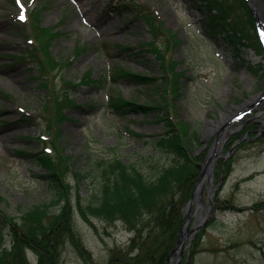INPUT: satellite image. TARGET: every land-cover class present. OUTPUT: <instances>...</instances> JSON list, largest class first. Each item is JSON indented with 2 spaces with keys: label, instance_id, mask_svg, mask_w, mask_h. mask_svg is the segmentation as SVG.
Masks as SVG:
<instances>
[{
  "label": "rangeland",
  "instance_id": "374dc122",
  "mask_svg": "<svg viewBox=\"0 0 264 264\" xmlns=\"http://www.w3.org/2000/svg\"><path fill=\"white\" fill-rule=\"evenodd\" d=\"M128 1L114 0L119 13L104 10L108 0H0V196L4 197L0 208L18 218L26 208L53 197L55 189L43 177L46 168L38 161L52 144L47 140L44 145L40 135L48 134L46 107L56 92L73 83L70 95L80 106L66 109L69 118L60 127L63 150L70 158L65 179L72 185L74 204L78 191L83 203L94 199L100 159L119 157L150 176L157 169L153 165L172 161V155L154 144L155 135L165 129L160 115L168 109L176 127L183 120L201 133V143L194 148L200 164L194 188L212 148L220 153L205 175L201 194L194 195L178 264L191 258L196 239L200 245H195L199 252L194 264H264V96H260L264 77L239 62L227 38L212 37L203 23L207 13L199 0V4L195 0H135L154 10L165 28L177 32L180 43L170 56L184 74L179 92L167 95L162 110L114 108L111 99L123 95L142 105L151 104L159 94L165 96V87H156L162 72L155 55L142 49L151 39L148 27L137 13L121 8V2ZM255 2L260 9L257 19L264 23V0ZM37 11L36 23L33 13ZM236 15L229 14L227 21L238 25L242 36L246 30ZM249 30L253 34L251 26ZM260 32L264 36V29ZM52 33L55 36L49 41ZM252 34L243 36L247 46L242 47V55L253 65L264 64ZM120 64L157 79L142 82L123 77L114 83L108 76L104 80L120 74ZM236 114L240 116L234 119ZM222 128L225 133L218 138ZM50 153H55L54 148ZM74 170L83 176H76ZM198 198L202 208L197 207ZM211 207L213 213L191 232ZM50 209L57 211L59 206ZM91 221L75 213V228L92 258H85L67 242L61 264H106L113 248L128 246L133 232L121 220L91 216ZM187 221L185 212L180 230ZM1 229L0 248L10 246L9 229L0 219ZM28 255L35 262L36 255L31 251Z\"/></svg>",
  "mask_w": 264,
  "mask_h": 264
},
{
  "label": "trees",
  "instance_id": "16d2710c",
  "mask_svg": "<svg viewBox=\"0 0 264 264\" xmlns=\"http://www.w3.org/2000/svg\"><path fill=\"white\" fill-rule=\"evenodd\" d=\"M199 1L200 4L198 2L197 4L204 6L207 13L203 23L210 29L212 36L216 39L219 36L227 38L233 45L234 54L239 62L264 77V64L253 65L242 55V47L247 46L243 36L249 38V34H252L249 30L250 26L254 31L252 38L255 49L264 53L257 35V23L247 1ZM108 2L105 11L110 8L121 13L120 8L114 7V0ZM141 2L135 0L121 2V8H127L125 11L128 13H137L147 25L151 39L143 43L142 49L151 51L155 55L162 72L161 82L156 87L159 89L164 86L165 96L159 94L158 99H152L151 104L145 105L138 104L132 99L127 100L124 95L112 98L110 105L118 110L123 107H127L128 110H138L141 107L148 109L147 112L162 110L165 108L162 107L163 102H168L167 95L179 92L180 76L184 74L183 71H178L179 62L170 56L171 51L180 43L177 32L165 28L156 12ZM231 13H237L236 17L246 30V34L239 35L238 25L227 21ZM33 19L34 22H39L38 11L33 13ZM51 35L49 41H52L55 33ZM123 48L131 49L129 46ZM48 57H52L50 53ZM40 61L44 62L43 59ZM120 70V74L107 75L104 80H108V76H111L112 82L115 80L114 83L123 77L142 82L145 79H157L122 64ZM71 88H74L73 83L66 84L65 89L55 93L46 107L49 114V123L46 127L48 134L40 135L43 144L47 145L49 140L52 144L50 149L55 150L54 154L50 151H42V156L38 157V161L46 168V176L43 177L49 179L55 189L53 197L48 202L26 208L18 218L0 208V219L4 227H8L11 235L10 246L0 248V264H61L62 249L67 242L74 245L85 258H92L75 228L76 212L89 222H92L91 216L100 217L108 222L121 220L126 228L133 232L128 246L124 249L113 248L114 255L110 256L106 264H167L178 241L184 206L192 195L199 175L200 164L196 156L197 149H194L201 143L199 129L183 120H180L179 126L176 127L177 123L170 120L166 109V114L160 115L161 119L165 120V129L155 135L154 144L172 155V161L169 164L156 163L157 167L153 165L157 169L150 176L134 164L125 163L119 157L111 160L100 159L98 161L100 179L94 199L85 204L81 201L78 191L74 204L71 197L72 185L65 179L70 158L63 150L64 142L61 139L63 131L60 127L61 123L69 118L66 109L80 106L70 95ZM23 118L34 119L33 116L25 114ZM74 174L78 177L83 176L75 170ZM3 200L4 197L0 196V201ZM56 205L59 206V210L52 212L50 208ZM3 238L1 229L0 242ZM199 242L196 239L193 243L191 258L186 264H194L195 256L199 252L195 249V245L199 247ZM29 251L36 255L35 262L29 258Z\"/></svg>",
  "mask_w": 264,
  "mask_h": 264
},
{
  "label": "water",
  "instance_id": "95a60500",
  "mask_svg": "<svg viewBox=\"0 0 264 264\" xmlns=\"http://www.w3.org/2000/svg\"><path fill=\"white\" fill-rule=\"evenodd\" d=\"M218 155H220V153L216 154L215 150H213L212 154L210 156H208L207 159H206V164L204 165L203 171L201 173V176H200V178H199V180H198V182H197V184H196V186L194 188V194L192 195L191 199L189 200V202L186 205L187 208H186L185 212H188V221L186 222L185 229L182 228L180 230L178 242H177L176 246L174 247V249L172 250V252H171V254L169 256V259H168L169 264H178L180 262L181 258H182L184 242H185V239H186L185 232L188 229V222H189V220L191 219V216H192V214H189L190 213L189 209H190L191 205L194 202V195L195 194H201L199 191L201 189L202 182H203V180L205 178V175L212 171L213 163L216 160L215 157L218 156ZM198 199H199V204H200L198 207H202L201 200H200V198H198ZM212 213H213L212 207L208 208L206 213L204 215H201L199 221L196 222L195 228H193L191 230V232H196L198 230V228L202 224H204V222L207 219V217L210 214H212ZM177 251L179 252V254L177 255V258H175V254H176Z\"/></svg>",
  "mask_w": 264,
  "mask_h": 264
},
{
  "label": "bare ground",
  "instance_id": "6f19581e",
  "mask_svg": "<svg viewBox=\"0 0 264 264\" xmlns=\"http://www.w3.org/2000/svg\"><path fill=\"white\" fill-rule=\"evenodd\" d=\"M253 1L255 2V0H253ZM258 1H259V0H258ZM257 5H258V4H257ZM215 124H216V123H215ZM218 125H219V122L216 124V127H218ZM219 137L221 138V137H223V135H220ZM219 137H218V138H219Z\"/></svg>",
  "mask_w": 264,
  "mask_h": 264
},
{
  "label": "snow or ice",
  "instance_id": "6c2138e0",
  "mask_svg": "<svg viewBox=\"0 0 264 264\" xmlns=\"http://www.w3.org/2000/svg\"><path fill=\"white\" fill-rule=\"evenodd\" d=\"M18 3H19V0H18ZM21 19H24V16H23V14L21 15V17H20Z\"/></svg>",
  "mask_w": 264,
  "mask_h": 264
}]
</instances>
